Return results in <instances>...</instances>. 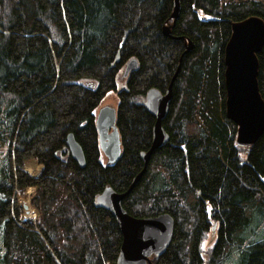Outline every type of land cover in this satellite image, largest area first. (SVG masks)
I'll return each instance as SVG.
<instances>
[{"label":"trees","instance_id":"16d2710c","mask_svg":"<svg viewBox=\"0 0 264 264\" xmlns=\"http://www.w3.org/2000/svg\"><path fill=\"white\" fill-rule=\"evenodd\" d=\"M172 9L173 0H0V264H116L122 235L96 198L106 187L125 191L141 170L155 121L145 94L164 93L177 68L162 122L168 140L123 208L174 218L171 243L152 264H264V133L236 144L223 63L231 23L264 19V0H180L167 36ZM257 57L264 99V47ZM109 91L121 139L113 163L95 127ZM69 132L85 167L70 156ZM33 160L36 176L24 170ZM30 186L38 218L23 222L18 199Z\"/></svg>","mask_w":264,"mask_h":264},{"label":"water","instance_id":"95a60500","mask_svg":"<svg viewBox=\"0 0 264 264\" xmlns=\"http://www.w3.org/2000/svg\"><path fill=\"white\" fill-rule=\"evenodd\" d=\"M180 0H173V9L169 19L162 26L163 34L169 36L179 17ZM179 38H183L179 36ZM184 53L192 50L193 42L185 39ZM264 47V19L258 15H249L231 23V33L224 45V87L225 115L236 126V144L250 146L264 133V99L258 85V53ZM119 61L117 53L114 64ZM136 59L129 60L123 70V76L136 68ZM178 68L172 76L166 90L161 93L150 88L144 98L146 110L155 118L152 137L147 151L141 152L143 166L132 179L128 188L117 192L106 187L96 198L99 206L108 210L116 220L122 241L116 264H152V256L162 255L171 243L174 218L168 212L153 216L135 217L122 205L123 199L131 192L142 174L146 171L152 153L168 140V133L162 122L168 114L173 96V81ZM95 127L100 151L109 163L117 161L121 153L120 133L116 123V108L103 105L95 116ZM65 144L71 158L85 167L83 149L74 134L65 136Z\"/></svg>","mask_w":264,"mask_h":264},{"label":"rangeland","instance_id":"374dc122","mask_svg":"<svg viewBox=\"0 0 264 264\" xmlns=\"http://www.w3.org/2000/svg\"><path fill=\"white\" fill-rule=\"evenodd\" d=\"M123 70H124V68H123ZM124 78H126V77H124V76L119 77V81H121L122 84L124 83ZM117 104H118V96H117L116 91H109L105 95L103 100L101 101L99 108L103 105H109V106L116 108ZM24 167L29 172L28 173L29 175L35 176V175H37L36 173L39 170L40 165L33 160V161H29L28 163H26L24 165ZM34 193H35V188L33 186H30L24 192V196L20 197L18 199V204L21 206V220L23 222H24V220L35 222V220L38 218V212L31 205V196H33ZM214 234H215L214 232L208 233L207 239L203 243V248H206L208 245H210V243H212L214 241Z\"/></svg>","mask_w":264,"mask_h":264},{"label":"built area","instance_id":"2783aa9c","mask_svg":"<svg viewBox=\"0 0 264 264\" xmlns=\"http://www.w3.org/2000/svg\"><path fill=\"white\" fill-rule=\"evenodd\" d=\"M26 168L24 167V170H25ZM26 172H27V174L29 173L28 171H27V169L25 170ZM40 171V168H39V170L37 171V173L36 174H38V172ZM29 175V174H28ZM31 176V175H30ZM36 176V175H35ZM24 222H27V220H24ZM31 222V221H30Z\"/></svg>","mask_w":264,"mask_h":264}]
</instances>
